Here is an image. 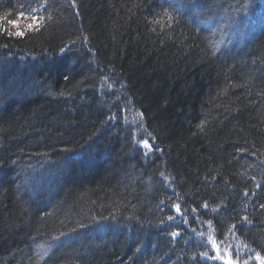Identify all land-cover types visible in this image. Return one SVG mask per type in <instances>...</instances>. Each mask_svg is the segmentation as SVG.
I'll return each mask as SVG.
<instances>
[{
	"label": "trees",
	"instance_id": "trees-1",
	"mask_svg": "<svg viewBox=\"0 0 264 264\" xmlns=\"http://www.w3.org/2000/svg\"><path fill=\"white\" fill-rule=\"evenodd\" d=\"M27 4L0 15L23 28ZM47 10L39 32L0 35V264H221L199 255L208 220L238 264L264 256V0Z\"/></svg>",
	"mask_w": 264,
	"mask_h": 264
},
{
	"label": "snow or ice",
	"instance_id": "snow-or-ice-1",
	"mask_svg": "<svg viewBox=\"0 0 264 264\" xmlns=\"http://www.w3.org/2000/svg\"><path fill=\"white\" fill-rule=\"evenodd\" d=\"M38 7H33L31 4L27 5H22L20 6L21 10L16 13L18 18H26L30 23H27L21 28L19 24L16 23L15 20L8 19V16L12 15L11 12H6L2 15H0V21H3V23H0V35H6L9 38H24L26 33L31 31V32H39L42 28L47 26V23L53 19V16L51 12H48V5H49V0H36ZM75 0H73L74 4ZM248 4H245L243 6V10L247 11ZM26 10V11H25ZM176 10L172 9L169 10L168 8H163L161 12L158 14V18L153 21V23L161 25V30L163 31L165 27L171 28V26L176 23V16L173 14ZM46 12L47 15H41L40 13ZM13 25H15V30H13ZM4 47H7V45H4ZM61 51H64V49H61ZM141 116L143 115L142 113L140 114ZM143 131L146 133V135L153 140L155 137L152 136V133L147 132V129H143ZM138 144H141L145 149L148 150V152H151L153 149V145L149 142V139L145 138L142 140L137 141ZM241 152H246L247 149L241 148L239 149ZM255 155V153H253ZM160 175H164L161 173ZM259 186V185H258ZM247 195V193H245ZM172 207L175 209L177 213L180 215H183L181 211V206L179 203L172 205ZM202 207L205 209L209 208V205L207 202H204L202 204ZM260 207L264 208V205H261ZM195 211V209H193ZM211 211L215 212L217 211V208H212ZM169 220L174 219V217L169 216ZM244 221H247L248 218L247 216L243 217ZM187 223V220L185 219L184 221ZM163 223V221H162ZM208 225L209 232H200L196 233V235L199 237V242L200 246L204 247L207 249L206 251L200 253V257L206 261H226V264H238V259H239V246H237V260H232L231 259V251L230 245L225 244L226 240V235L221 230L220 235L223 237L219 242H217L216 239H214V233L215 229L213 227L212 221L208 220L205 222ZM236 228V225H231L230 228L228 229L229 232L234 231ZM193 232L195 233L196 230L193 229ZM63 235V234H61ZM172 237H177L180 234L178 232H172L170 234ZM59 239V237H53V240ZM221 245H224L223 248H221ZM45 251V254L50 251L51 245H41ZM246 247V246H245ZM214 250L213 255H209V252H212ZM139 251V249H137ZM225 253L222 255L221 253ZM251 259V257H249ZM255 259L260 262V264H264V256H261L259 253L256 254ZM244 264H248V261L245 260Z\"/></svg>",
	"mask_w": 264,
	"mask_h": 264
},
{
	"label": "rangeland",
	"instance_id": "rangeland-1",
	"mask_svg": "<svg viewBox=\"0 0 264 264\" xmlns=\"http://www.w3.org/2000/svg\"><path fill=\"white\" fill-rule=\"evenodd\" d=\"M221 248H223V247H221ZM221 254L224 255L225 253H223V251H222ZM220 262H221V264H226V261H220ZM248 264H260V262L256 259H254V260L249 261Z\"/></svg>",
	"mask_w": 264,
	"mask_h": 264
},
{
	"label": "bare ground",
	"instance_id": "bare-ground-1",
	"mask_svg": "<svg viewBox=\"0 0 264 264\" xmlns=\"http://www.w3.org/2000/svg\"><path fill=\"white\" fill-rule=\"evenodd\" d=\"M121 122H122V120H121ZM124 122H128V119L127 118H124L122 123H124Z\"/></svg>",
	"mask_w": 264,
	"mask_h": 264
}]
</instances>
